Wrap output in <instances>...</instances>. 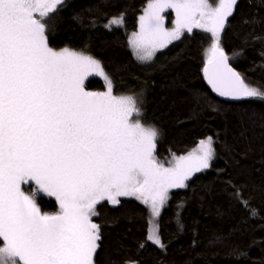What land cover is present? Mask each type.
<instances>
[{
	"label": "snow or ice",
	"instance_id": "1",
	"mask_svg": "<svg viewBox=\"0 0 264 264\" xmlns=\"http://www.w3.org/2000/svg\"><path fill=\"white\" fill-rule=\"evenodd\" d=\"M237 2L152 0L130 44L146 61L184 31L203 29L213 37L211 73L205 69L213 89L233 99L264 100V89L245 83L219 47L218 34ZM62 3L0 0V264H93L101 239L92 222L99 202L135 196L158 217L168 190L185 187L215 157L209 136L165 167L154 156L159 130L130 119L141 115L137 97L113 95L110 80L106 92L85 90V77L103 75L99 61L67 48L54 51L45 35L44 18ZM166 9L175 13L171 29L164 26ZM109 23L120 25L123 17ZM30 182L25 192L22 185ZM38 193L55 197L60 211L42 212ZM148 239L164 247L155 232Z\"/></svg>",
	"mask_w": 264,
	"mask_h": 264
},
{
	"label": "trees",
	"instance_id": "2",
	"mask_svg": "<svg viewBox=\"0 0 264 264\" xmlns=\"http://www.w3.org/2000/svg\"><path fill=\"white\" fill-rule=\"evenodd\" d=\"M151 2L64 0L44 19L50 48L91 56L105 69L115 95L137 97L141 115L134 118L159 130L158 161L187 155L209 136L216 141L210 169L170 193L158 223L164 247L148 239L150 210L144 203H99L94 263L264 264V100L233 99L208 88L203 71L213 38L206 32L187 34L153 61H140L130 36ZM121 16V25L109 23ZM220 45L245 83L264 89V0H238ZM85 86L108 89L101 78ZM36 200L42 212H58L54 198L38 193Z\"/></svg>",
	"mask_w": 264,
	"mask_h": 264
},
{
	"label": "rangeland",
	"instance_id": "3",
	"mask_svg": "<svg viewBox=\"0 0 264 264\" xmlns=\"http://www.w3.org/2000/svg\"><path fill=\"white\" fill-rule=\"evenodd\" d=\"M63 2H64V0H63ZM208 2H209V0H208ZM209 3H210V2H209ZM210 4H212L213 6H215V5L217 4V0H216L214 3H210ZM60 5H61V4H60ZM60 5L56 6V9H57ZM147 9H148V7H147ZM147 9L145 10V12L147 11ZM145 12H144V14H145ZM144 14H143V15H144ZM143 15H142V16H143ZM162 15L164 16V26H165L166 28L171 29V28L174 26V21H175V13H174V11L171 10V9H166L165 12L162 13ZM44 19H45V18H44ZM227 19H228V17H227ZM227 19L225 20V23H224V27H223V29H222V30L219 32V34H218V43H219V47H220V48H221V45H220V37H221L222 32H223V30H224V28H225V26H226ZM120 25H121V24H120ZM139 31H140V26H139V30H138V32H136V33H139ZM195 31H202V32H206V33H208V34L211 35L210 32L204 31L203 29H199V28H194L193 31H192L191 33L187 32V31H184L183 34L180 36L179 39L172 41L171 43L167 44V46H165V47H163V48H158V49H156V50L153 52L151 59L146 60V61H142V62L149 63V62L153 61V60L155 59L156 55H157L159 52H162V51L166 50L168 47H170L171 45H173V44L177 43L179 40H181L185 35H187V34H192V33L195 32ZM136 33H134V34H136ZM134 34H132V35L130 36V40L133 38V35H134ZM45 35H46V33H45ZM211 36H212V35H211ZM212 38H213V37H212ZM47 42H48V41H47ZM212 43H213V41H212ZM48 46H49V44H48ZM211 46H212V44H211ZM211 46L209 47L208 52H207V58H208V60L210 59V56H211V53H210ZM49 47H50V46H49ZM131 47H132V49H133V51H134L136 57L138 58L136 49H134L132 45H131ZM221 49H222V48H221ZM57 52H59V51H57ZM139 60H140V59H139ZM140 61H141V60H140ZM100 66H101V68H102V70H103V75H101V74L98 73V72H93L92 74H90V75H88L87 77H85V79H84V88H85L86 91H90V90H87V89H86V86H85L86 82H87L90 78H101V79H103V80L106 82V84L108 85V81H109L110 79H109V77H108V75H107L105 69L103 68V66H102L101 64H100ZM105 76L108 77L107 80L105 79ZM110 81H111V80H110ZM111 84H112V81H111ZM111 87H112V86H111ZM107 90H108V89H107ZM107 90H106V91H107ZM106 91H105V92H106ZM90 92H94V91H90ZM112 94L115 95L113 91H112ZM116 96H118V95H116ZM130 119H132V120H136V119L134 118V114L132 115V117H130ZM155 145H156V141H155ZM198 147H199V145H198V146H197L192 152H190V153L195 152V151L198 149ZM155 151H156V147H155V150H154V156H155ZM188 155H189V154L184 155V156L186 157V156H188ZM176 158H177V157H173V158H171L168 162L163 163V162L158 161V159H157L156 156H155L156 161H157L158 163H160V164H163L165 167H171V166L174 164ZM213 160H214V159H213ZM213 160H212V161H213ZM212 161L210 162L211 164H212ZM209 169H210V168H209ZM207 170H208V169H207ZM203 171H204V170H203ZM196 173H197V172H196ZM196 173L192 174V175L190 176V178H189L188 180H186V181H189V180H190V179H191ZM186 181H185V182H186ZM33 186H34L33 182H30L29 184L22 185V189H23L25 192H30V191L32 190V187H33ZM175 189H176V188H170V189L168 190V194H167V195H168V199L165 201L164 205L161 207V209H160V215H161V213H162L164 207L166 206V204H167V202H168V200H169L170 193H171L173 190H175ZM39 194H40V195H43V196H45V197L54 198V199L56 200L55 197L48 196L47 194H44V193H39ZM121 198H132V199H136V200L142 202L140 199H138V198L135 197V196H121V197H117L118 200H120ZM36 201H37V200H36ZM103 201H108V200L105 199V200H103ZM103 201H101V202H103ZM101 202H99V203H101ZM108 202H109V201H108ZM57 203H58V207H59V202L57 201ZM99 203H98V204H99ZM109 203H111V202H109ZM142 203H143V202H142ZM98 204H97V205H98ZM111 204H113V203H111ZM97 205L95 206V211H96ZM145 205H146V204H145ZM146 206H148V207H149V210H150V206H149V205H146ZM59 211H60V207L58 208V212H59ZM54 214H55V213H54ZM160 215H159L158 217H154V216H152V214H151V210H150V233L155 232L158 236H159V233H158V223H159V217H160ZM93 218H94V216L92 217V222L94 223ZM160 240H161V239H160ZM150 241H151V240H150ZM151 242L154 243L153 241H151ZM161 243H162V242H161ZM97 244H98V241H97ZM154 244H155V243H154ZM155 245L160 246V245H158V244H155ZM160 247H161V246H160ZM96 251H97V250H96ZM95 253H96V252H95ZM95 253H94V255H93V264H95V263H94Z\"/></svg>",
	"mask_w": 264,
	"mask_h": 264
},
{
	"label": "water",
	"instance_id": "4",
	"mask_svg": "<svg viewBox=\"0 0 264 264\" xmlns=\"http://www.w3.org/2000/svg\"><path fill=\"white\" fill-rule=\"evenodd\" d=\"M228 65H229V67H231L235 72H237V70H236V69L232 66V64L230 63L229 59H228ZM206 68L209 70V73H211L212 65H211L209 62H207V63L205 64L204 71H203V78H204V80H205V82H206L208 88H209L214 94H219L217 91H215V90L213 89L212 85L209 84V82H208V78H207V75H206V73H205V69H206ZM237 73H238V72H237Z\"/></svg>",
	"mask_w": 264,
	"mask_h": 264
}]
</instances>
